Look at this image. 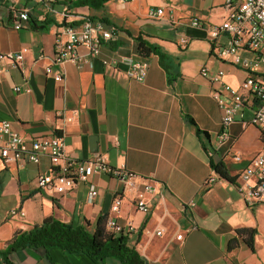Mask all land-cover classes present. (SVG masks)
<instances>
[{
	"label": "crops",
	"instance_id": "obj_1",
	"mask_svg": "<svg viewBox=\"0 0 264 264\" xmlns=\"http://www.w3.org/2000/svg\"><path fill=\"white\" fill-rule=\"evenodd\" d=\"M6 2L28 10L30 21L17 30L8 8H0V55L28 50L19 67L0 60V122H9L28 140L62 136L67 155L76 160L104 154L111 166L125 164L138 176L152 179L162 196L153 198L157 219L139 213L135 196L124 193L123 184L106 173L94 174L66 194L51 195L35 181L39 174L53 173L49 158L38 165H7L1 157L5 139L0 138V251L16 233L49 218L93 232L98 219L107 217L124 226L132 222L140 230H162L161 237L128 235L148 264H264V204L248 206L238 192L242 173L264 154V133L237 121L228 128L229 140L218 145L222 112L213 98L214 87L200 75L204 67L223 71V81L234 88L251 76H264V54L257 65L235 64L217 54L228 35L209 40L208 29L226 19L224 0H112L99 10L76 3ZM150 8H164L165 16L148 18ZM85 19L115 31V41H103L95 58L80 47L78 65L53 64L59 30L67 25L79 28ZM193 20L203 27H193ZM140 41L157 51L142 57ZM239 55L248 61L257 58L248 50ZM137 62L147 64L143 82L127 76ZM46 67L53 75H47ZM56 74L62 76L61 83L55 82ZM170 76L176 81L170 83ZM28 85L31 93L14 90ZM218 164L235 182L206 184ZM93 189L97 195L90 199ZM117 196L123 203L115 215L111 207ZM189 201L195 206L184 211L182 204ZM14 209L24 210L26 216H10ZM192 226L197 229L190 231ZM231 241L237 243L232 250ZM9 262L94 264L85 255H67L58 248L48 254L42 249L19 250ZM104 264L121 263L108 258Z\"/></svg>",
	"mask_w": 264,
	"mask_h": 264
},
{
	"label": "built area",
	"instance_id": "obj_2",
	"mask_svg": "<svg viewBox=\"0 0 264 264\" xmlns=\"http://www.w3.org/2000/svg\"><path fill=\"white\" fill-rule=\"evenodd\" d=\"M46 6L59 3H77L82 0H37ZM127 3L129 0H118ZM224 8L227 16L224 22L218 26L208 29L209 40L215 42L221 35H228L227 44L217 49L220 58H232L235 64H243L247 67L259 62L264 54V0H224ZM8 12L13 18V26L20 30L29 21L28 10H19L10 5ZM165 16L164 8H150L147 17L150 19H161ZM192 26L198 29L203 27L199 20H193ZM115 31L105 28L101 22L94 23L85 19L81 27L71 25L62 27L55 40L53 64L63 65L65 63L80 64L82 57L79 48L84 47L88 54L95 58L100 55L103 41H115ZM185 43V41H183ZM248 50L257 53L254 61L243 60L239 53ZM27 49L18 53L0 55V60L7 61L13 67L21 66ZM105 64L116 65L117 61H104ZM47 75H53L51 67H46ZM147 64L145 62L134 63L127 71V76L133 80L143 82L146 77ZM200 75L209 80L213 90V98L217 101L222 112V129L217 136V144L223 145L229 140L228 128L235 122H240L243 127L253 126L264 133V76H251L245 80L239 88H234L223 81V71L212 72L204 67ZM56 83L62 82V76H53ZM16 92L31 93L30 85L21 88L16 87ZM72 121V118H67ZM0 138L5 139L1 147V157L5 164H17L30 162L40 164L43 157H48L53 168L51 174H39L35 181L40 190L51 195H63L72 190L78 183H86L94 174L106 173L123 184V192L135 196V207L137 211L145 216L152 215L159 219V213L155 210L153 198L161 197L162 191L158 184L147 177L138 176L127 169L125 164L119 167L110 165L106 155L95 153L86 160H76L66 153V144L62 136L53 135L36 140H28L12 129L9 122H0ZM211 153H209L210 155ZM236 160H240L239 157ZM243 184L238 186V192L248 206L264 204V154L259 155L252 166L248 167L240 176ZM223 179L215 169L208 180L207 185L221 183ZM90 199L97 195L96 190L90 192ZM123 199L117 196L112 204L111 212L119 214ZM193 201L184 202V211L193 208ZM25 217L22 209H14L10 216ZM107 229L116 235L140 234L150 237H161V229L143 228L139 229L132 222L121 225L113 218L107 219ZM197 229L192 226L190 231ZM178 240L183 239L179 235Z\"/></svg>",
	"mask_w": 264,
	"mask_h": 264
},
{
	"label": "trees",
	"instance_id": "obj_3",
	"mask_svg": "<svg viewBox=\"0 0 264 264\" xmlns=\"http://www.w3.org/2000/svg\"><path fill=\"white\" fill-rule=\"evenodd\" d=\"M110 1L112 0H82L76 5L86 6L90 10H99ZM6 4V0H0V8H8ZM156 51V48L147 46L145 42L140 41L139 53L142 57H148ZM169 81L173 83L176 80L170 76ZM189 123L195 126L193 119H189ZM213 168L223 179L231 183L235 182L236 178L230 177L222 164L213 165ZM129 237L110 232L107 229V217L98 219L93 232L83 226H75L55 218H49L28 231L16 233L6 249L0 251V264H10V255L19 250L42 249L48 254L53 248H58L67 255H85L94 264H104L108 258L117 259L121 264H146L143 256L131 245ZM236 244L235 241H231L229 249H234Z\"/></svg>",
	"mask_w": 264,
	"mask_h": 264
},
{
	"label": "water",
	"instance_id": "obj_4",
	"mask_svg": "<svg viewBox=\"0 0 264 264\" xmlns=\"http://www.w3.org/2000/svg\"><path fill=\"white\" fill-rule=\"evenodd\" d=\"M94 139H92V142H93ZM96 140V139H95ZM143 259L146 261V264H148V261L146 260L145 257H143Z\"/></svg>",
	"mask_w": 264,
	"mask_h": 264
}]
</instances>
